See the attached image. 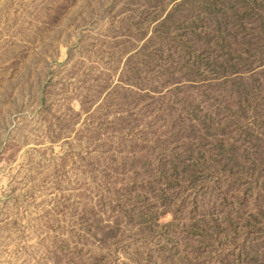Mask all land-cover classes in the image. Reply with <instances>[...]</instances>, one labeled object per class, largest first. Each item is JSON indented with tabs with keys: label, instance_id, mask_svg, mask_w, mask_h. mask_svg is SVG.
Segmentation results:
<instances>
[{
	"label": "rangeland",
	"instance_id": "1",
	"mask_svg": "<svg viewBox=\"0 0 264 264\" xmlns=\"http://www.w3.org/2000/svg\"><path fill=\"white\" fill-rule=\"evenodd\" d=\"M0 264H264V0H0Z\"/></svg>",
	"mask_w": 264,
	"mask_h": 264
}]
</instances>
